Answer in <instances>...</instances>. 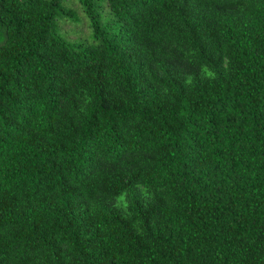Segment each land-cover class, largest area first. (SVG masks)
Returning <instances> with one entry per match:
<instances>
[{
	"label": "trees",
	"instance_id": "trees-1",
	"mask_svg": "<svg viewBox=\"0 0 264 264\" xmlns=\"http://www.w3.org/2000/svg\"><path fill=\"white\" fill-rule=\"evenodd\" d=\"M0 0V264H264V0Z\"/></svg>",
	"mask_w": 264,
	"mask_h": 264
},
{
	"label": "rangeland",
	"instance_id": "rangeland-1",
	"mask_svg": "<svg viewBox=\"0 0 264 264\" xmlns=\"http://www.w3.org/2000/svg\"><path fill=\"white\" fill-rule=\"evenodd\" d=\"M62 6L68 12H58L55 19L56 33L71 42H90L92 32L89 28L87 17L82 12L79 0H63Z\"/></svg>",
	"mask_w": 264,
	"mask_h": 264
}]
</instances>
